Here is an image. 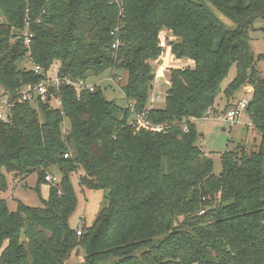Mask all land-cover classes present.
I'll return each mask as SVG.
<instances>
[{
  "label": "trees",
  "instance_id": "16d2710c",
  "mask_svg": "<svg viewBox=\"0 0 264 264\" xmlns=\"http://www.w3.org/2000/svg\"><path fill=\"white\" fill-rule=\"evenodd\" d=\"M260 17L264 0H0V94L17 98L39 83L45 73L32 63L73 79L127 74L125 105L99 85L80 95L61 85L51 90L61 108L21 100L10 121L0 119V264H67L81 248V264H264V76L249 33ZM165 39L193 65L170 69L165 106L153 108ZM245 85L254 88L245 111L263 141L224 151L216 174L196 120ZM130 105L165 130L131 124ZM55 167L60 185L44 207L9 208L5 171L37 173L39 189ZM80 169V185L108 189L109 200L78 234L70 175Z\"/></svg>",
  "mask_w": 264,
  "mask_h": 264
},
{
  "label": "rangeland",
  "instance_id": "374dc122",
  "mask_svg": "<svg viewBox=\"0 0 264 264\" xmlns=\"http://www.w3.org/2000/svg\"><path fill=\"white\" fill-rule=\"evenodd\" d=\"M199 1V0H194ZM213 8L218 18L229 28L235 29L236 22L224 16L217 11L211 3L207 2ZM251 36V45L256 57V69L261 76H264V18H257L249 29ZM164 53L162 58L154 65L156 68L155 88L152 89L151 95L155 94V99L150 98V106L153 108H163L165 106V94L169 88L170 69L173 67L192 66V62L187 59H177L172 53L171 45L167 39L164 40ZM111 70L106 71L103 75L92 77V82H97L104 89L105 96L108 99H115L118 104L125 105L126 98L122 90L121 83L126 80L127 74L119 71L115 80H111ZM236 75V66H232L229 76L224 80L222 87L226 88L229 82ZM120 77V78H119ZM245 85L241 87L233 97L227 99L224 95L218 97L215 110L210 111L208 116L196 120V126L200 134L198 144H202V149L214 160V172L219 174L222 170L221 154L226 150H236L240 145L250 146L259 149L263 134L253 125L246 111H242L239 116L231 120L226 116L227 112L235 107L239 99L247 98ZM159 96V97H158ZM158 97V98H157ZM236 102V103H235ZM235 103V104H234ZM35 105V103H32ZM56 107V106H54ZM67 121V120H66ZM69 123V121L67 122ZM67 124H63L65 130ZM53 172V173H50ZM8 189L2 193L7 200L8 206L15 211L18 203L21 201L27 205L35 207H44L43 199H48L51 185L59 186L60 182L50 183L41 182L38 186V174L33 172L29 176H15L14 173L5 171ZM48 174H55L61 177V173L55 167ZM83 170H78L70 175V180L77 196V205L69 217V223L74 228H80L82 221L87 226L93 224L101 210L108 205V189H90L82 187L79 183V176ZM38 189V190H37ZM85 250L80 249L78 254H74L67 264H81ZM1 254V251H0ZM111 261L101 264H110Z\"/></svg>",
  "mask_w": 264,
  "mask_h": 264
},
{
  "label": "built area",
  "instance_id": "2783aa9c",
  "mask_svg": "<svg viewBox=\"0 0 264 264\" xmlns=\"http://www.w3.org/2000/svg\"><path fill=\"white\" fill-rule=\"evenodd\" d=\"M26 43L29 44V37L26 38ZM32 67L36 73L44 72L45 75L43 79L35 84H29L25 87H23L19 93L18 97L14 98L5 92H1L0 94V119L4 121H10L13 117V112L15 108V104L18 103L21 100H27L31 103H36L38 99H49V101L52 102L53 106H56L58 108H61L62 102L59 96H57L55 93L51 94V90H56V92L59 90L61 85H69L75 88L78 95L82 93L84 90L94 91L96 87L98 86L97 82H92L91 79H73L69 76L61 77L59 75V67L57 65H53L51 69L47 72L43 70V68L39 65H34L32 63ZM111 80H115L113 76H111ZM156 85V84H155ZM154 85V88H155ZM246 92L248 94L247 98L241 99L237 105L229 110L226 114L228 118L231 120L235 119L237 116L241 114L242 111H245L247 108V105L252 98L254 88L252 85H248L246 87ZM159 97V96H158ZM157 97V98H158ZM155 94H152V100H154ZM131 110L134 111V106L130 105ZM151 107V106H150ZM212 111V110H210ZM210 111L207 113V116L210 114ZM135 119L132 121L131 124H135L136 122H139L141 125H143L146 128L155 130V131H162L165 130L164 125L161 124H154L150 120L147 119L146 112H135L134 115ZM187 129V127H185ZM68 156V154H66ZM46 181L50 183H57L61 181V177L55 174H47L46 175ZM84 226V222L82 221V224L80 225V228L78 229V234L82 233V229Z\"/></svg>",
  "mask_w": 264,
  "mask_h": 264
},
{
  "label": "crops",
  "instance_id": "0c3cea01",
  "mask_svg": "<svg viewBox=\"0 0 264 264\" xmlns=\"http://www.w3.org/2000/svg\"><path fill=\"white\" fill-rule=\"evenodd\" d=\"M220 99H221V97H220ZM241 99H242V98H241ZM241 99H239L238 102H239ZM238 102H237V103H238ZM235 103H236V102H235ZM235 103H234V104H235ZM237 103L235 104V106L237 105ZM216 108H217V107H216ZM250 122H251V119H250ZM251 125H252V122H251Z\"/></svg>",
  "mask_w": 264,
  "mask_h": 264
},
{
  "label": "water",
  "instance_id": "95a60500",
  "mask_svg": "<svg viewBox=\"0 0 264 264\" xmlns=\"http://www.w3.org/2000/svg\"><path fill=\"white\" fill-rule=\"evenodd\" d=\"M151 88H153V85H151Z\"/></svg>",
  "mask_w": 264,
  "mask_h": 264
}]
</instances>
